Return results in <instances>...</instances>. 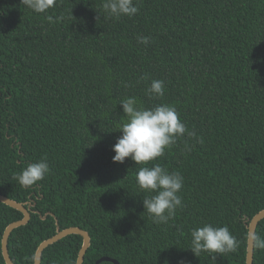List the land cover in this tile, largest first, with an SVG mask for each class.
Returning a JSON list of instances; mask_svg holds the SVG:
<instances>
[{"label": "trees", "instance_id": "trees-1", "mask_svg": "<svg viewBox=\"0 0 264 264\" xmlns=\"http://www.w3.org/2000/svg\"><path fill=\"white\" fill-rule=\"evenodd\" d=\"M134 2L138 13L117 20L103 0H57L49 23L21 0H0V194L34 203L8 238L15 264H33L56 226L89 233L83 264H245L247 223L264 208V0ZM152 80L164 81L163 97L147 94ZM128 97L175 106L195 136L147 165L113 162ZM45 156L50 173L22 187L16 176ZM156 163L184 178L183 207L167 224L144 211L136 185L139 168ZM22 216L0 202V239ZM206 223L227 226L238 250L196 257L190 231ZM255 233L264 237V218ZM81 243L60 238L40 264H75ZM253 264L264 250L254 248Z\"/></svg>", "mask_w": 264, "mask_h": 264}, {"label": "clouds", "instance_id": "clouds-1", "mask_svg": "<svg viewBox=\"0 0 264 264\" xmlns=\"http://www.w3.org/2000/svg\"><path fill=\"white\" fill-rule=\"evenodd\" d=\"M21 3L36 14H45L49 23L53 22V17L48 12L56 6L57 0H21ZM102 8L109 17L117 20L122 16L131 18L139 11L134 0H103ZM138 42L147 45L149 38L141 36ZM146 91L152 98L163 97L164 81L152 80ZM119 104L125 120L118 128L121 135L112 147L115 153L113 162L124 163L126 158H130L135 164L147 165L148 162L163 157L165 150L175 145L185 133L189 137L195 136L194 132H188L173 105L161 103L145 108L138 104L135 97L125 98ZM198 142L203 143V140L199 139ZM185 149L190 152L192 147L186 143ZM49 173L50 167L45 156L28 164L16 179L22 187L27 188L45 179ZM135 179L137 188L147 194L142 201L143 208L154 223L167 224L175 216L177 209L183 207L179 192L184 178L178 171L169 172L156 163L151 167H140ZM190 237L188 249L196 257L207 253L213 261L217 255L235 253L239 247V241L227 226L217 227L206 223L191 229ZM249 238L254 248L264 250V237L250 233Z\"/></svg>", "mask_w": 264, "mask_h": 264}, {"label": "water", "instance_id": "water-1", "mask_svg": "<svg viewBox=\"0 0 264 264\" xmlns=\"http://www.w3.org/2000/svg\"><path fill=\"white\" fill-rule=\"evenodd\" d=\"M0 202H3L7 204L10 207H13L23 213L22 218L14 220L10 222L4 229L2 233V237L0 239V253L3 256V259L6 264H15L9 253H8V238L11 233V231L20 226L24 225L29 221L30 218V208L34 205V203L31 202H20L15 199H12L10 197H7L4 194H0ZM44 218V216H42ZM262 218H264V208L257 211L249 220L247 223V229H248V236H247V243H246V253H245V264H253V251L254 247L251 244L249 235L250 233H255V228ZM57 224V221H56ZM68 234H78L82 236V243L78 250L77 257L75 264H83L84 254L87 250V248L90 245V235L89 233L78 226H68L63 229H60L58 226H56V232L51 235L48 238L43 239L36 247L34 257H33V264H40L41 257H42V251L44 248H46L48 245L56 242L60 238L68 235ZM101 261H111L113 264H119L118 261L114 258H111L109 256H101L99 257L94 264H99Z\"/></svg>", "mask_w": 264, "mask_h": 264}]
</instances>
